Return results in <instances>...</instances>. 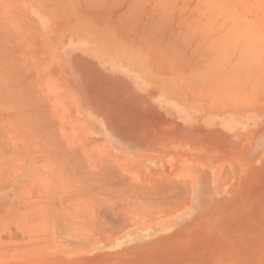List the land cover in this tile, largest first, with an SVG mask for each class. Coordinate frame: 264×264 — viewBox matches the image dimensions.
<instances>
[{"label":"rangeland","instance_id":"1","mask_svg":"<svg viewBox=\"0 0 264 264\" xmlns=\"http://www.w3.org/2000/svg\"><path fill=\"white\" fill-rule=\"evenodd\" d=\"M86 1L88 2V0H0V18H2L3 16V18L0 19V21H2V23L0 22V40L4 37L6 38V40H8L5 41L4 38V40H2L7 44L3 41L1 42L2 44H0L2 45L0 46V49L1 47L6 46L5 48H2L3 50H0V59L2 60L0 61V70L3 69L2 72L4 74H7L8 72L7 75H3L2 73L0 75V77L3 75L1 77L2 79H0V86L2 87L0 88V92H2L1 94L3 95L2 97V95L0 94V111L2 110V113L0 112V119L6 124L5 126H3L4 123L0 122V125H2L0 126V136H2L0 137V140L2 141L3 139L2 142L0 141V163H2L0 172L3 171L7 173L10 171V169L8 168L12 167V163L13 165L17 164V148H15V152H12L14 154L16 153V157L8 149H14L15 144L20 143L21 145L24 142L23 140H28V138L32 143V146H35L34 149L38 147L39 149L37 150H40V148L42 147V150H48V153H50L49 160L54 159L55 161V159H57L62 152L59 151V153L58 150L60 149V147L59 149L57 148L59 145L58 143L62 144L63 139L62 141H60L61 138H64V141L66 143L63 141V145L65 143V146H67L70 140L73 138L70 144H72V147L79 148H77V155L82 151V145L83 148L85 147L84 152H86V154L88 153L87 155L90 154L89 156L85 157L89 159L91 158V162L94 161L93 163L100 162L106 156V152H103L104 149H101L102 147L100 148L97 146H92V148L91 146L86 147L85 145H83V137L88 136V138H90V128L88 129V131L87 129H85L83 120L80 118L81 110L85 115H87L86 117L90 121L99 120L100 117V120L105 121L106 124H111L105 125V129L111 130L114 127L112 124H115L116 128L128 130L131 128L127 124L130 123V121H144L145 119L149 118V111L152 107H155L154 110L160 109L159 103L155 101L156 98H154V95L158 94L153 93V95H149L147 89H149L150 86H155L157 90L159 87H165L169 97L174 96L178 98L177 103L174 101H168V115L169 117L177 118L181 123L186 124L185 127L187 130L182 133L184 135V140L182 142H158L154 151H144V153L141 152V157L138 156L133 159L136 164L138 160L140 162L141 159H145V161H142L141 164H137V166L136 164L135 166L130 165V167L126 169L136 170L137 167L139 169L140 167H142L147 173L146 178H143L145 180L144 182L146 183L144 184L143 180L140 183L142 184L141 186H139L140 192L143 189L148 190L150 188L149 193L155 192V194L159 196H161L162 194L163 196H165V198L169 196V200H171V203L175 202L176 204L180 199L181 201H179L176 205L174 203L173 205L167 204V200H164L162 205L157 204V202L155 201V203L152 201V203L154 204L149 202V204H152L153 206H150L148 202L139 205L137 204V206L142 211L139 214V210L136 207V211L133 212L132 220L134 226L127 230L121 229L122 231H120V223L115 218H113L114 216L111 215L113 213V215H115L116 217L118 216L117 214H115L116 211L114 207H112L114 201L111 200L115 199V202H117V200L120 202V195L118 196L114 193H112V195L110 196L100 195L103 198V201L99 202L98 200L97 202V199H100L101 197H92L88 195L87 190L83 188V184L80 179V169L79 166L77 167L78 164L76 165L75 161H72L71 158V160H69L68 162L67 160L69 158V155H67L66 158L64 156L65 154L62 153V155L59 156L60 158H58L59 161L62 160L63 163L65 162V165H70L63 166L62 162L60 163L58 160H56L55 163H60V168L67 167V169H60L59 172V169H56L59 167V165L53 162L54 174L57 175V173H60L62 175L63 173L62 180H65L66 182L65 183L61 181L60 176H55V184L59 191L57 196L51 197L43 195L44 193L42 192V186H38V184L41 183L39 182L40 176L38 175L43 174L45 172V168H41L38 165H35V178L33 177L30 182L22 186V190H29L30 193H28L30 197H26L29 196L28 193H26L22 203L19 204L16 202L14 204L15 207H10L8 202L9 200L7 201L6 197H4V193H6V195L10 194L12 193V189L9 188L5 191L0 185V264H264V59H262L264 58V0H215V2H213L214 0L212 2L211 0H204V2L207 1V4L204 3V5L202 3L200 4L201 6H199V3L203 2L202 0H200L199 3L198 0H147L151 2V5H153V2H160L161 4H163V8L165 7V11L168 10L167 15H172H169L170 18L166 19H172L175 21H170V23L172 24L169 26L170 23H168L166 26L167 29L171 28L172 32H184V34L181 33L174 39L171 38L175 36H167V39H165V34H168V32L171 31L167 30L168 32H163L164 37H161L163 42L160 38L162 34L160 36L157 35L159 38L154 35V38V36L150 35V30H148V28L143 29L140 25L138 26L128 20L130 24L129 25L127 21L124 22V19H120L121 16H130L126 12H123L128 8H125V6L127 4L130 5V2L136 3L137 0L136 2L132 0H124V2L123 0H121V2L120 0H89V3H86ZM162 1L167 2L165 3L167 6H164V3ZM146 2L143 3L147 5L148 3ZM150 2L147 6L145 4L143 5L142 2L140 3H142L143 9L149 8L148 10H151ZM246 2L249 4V6ZM254 2L256 3L257 8L255 7ZM132 3L131 5L134 4ZM195 3L198 4H196L195 6ZM234 3H236V6L234 5ZM139 4L136 3L135 5H138L137 7H139ZM209 4L211 5V7ZM156 5L158 8V4H155L154 6L156 7ZM183 6H187V9ZM205 6H208V8ZM155 7L152 11H155ZM172 7H174L175 9ZM189 8L196 9L190 10ZM205 8H207L208 11ZM213 8H216L218 11ZM183 9L186 10L183 11ZM212 9L214 12L212 11ZM148 10L145 11L149 13ZM246 10L248 13L246 12ZM140 11H142V9H140ZM152 11L149 14H152ZM156 11L159 10L156 9ZM156 11L153 12V14H155ZM165 11H163L164 15H162L163 13L161 14L162 17H166ZM210 11H212V13L214 14H212ZM228 11L230 13H228ZM158 13L160 14L161 12L159 11L155 15L159 16ZM204 13L205 15H203ZM209 13H211V15ZM218 13H220L219 16L221 17L218 16V18H216L215 25L213 23L215 22V18L212 17L217 16ZM199 16L200 18H204L200 19ZM205 16H207L208 19ZM5 18H8V21ZM110 18L115 21L112 22V24L114 23L113 25L109 24V21L111 23ZM210 18L213 22L210 20ZM160 19L161 18L159 17V20ZM121 20L122 22H120ZM209 20L211 22H209ZM178 21L180 22L178 23ZM101 22L104 24H102ZM164 23L166 25V22ZM221 23L223 25H221L220 27ZM127 24L130 27L127 26ZM180 24L181 27H178ZM224 24L227 27L224 26ZM230 24H233L231 25L232 27L235 25V27H233L234 30L232 29V27L230 28ZM115 25L116 27L118 25V27L116 28ZM159 26L163 27L161 26V23L159 24ZM182 26L184 27V29ZM219 27L221 29H219ZM163 28L166 29L165 27ZM163 28H160L161 32L164 30ZM24 29L27 33L24 31ZM226 30H228V33H226ZM257 30L260 31L258 32ZM1 31L3 32L1 33ZM7 31L9 33H7ZM254 32L255 34H253ZM5 33L8 38L6 36L2 37ZM186 33H188V35L190 34L196 37L194 38L192 36L191 38L195 39H192L194 42L197 41L200 43V45L196 43L198 46H200V48L197 46L200 49L199 50L197 48L199 51L202 52L203 48H206L205 51H208L203 53L192 51L191 44H193V48H195L196 45H194L195 43L192 40L191 41L193 43L190 44V40L186 38L184 39ZM12 34L14 35L12 36ZM212 34H214V37L212 36ZM261 34L262 38H260ZM168 35H172V33L169 32ZM255 35L257 36V38ZM180 36L184 37L181 38ZM202 36H204V38ZM168 37L171 40L168 39ZM252 37H254L255 39ZM179 38H181L185 43L187 41L188 45L190 44L191 47H188L191 48L190 50L193 53H198L193 55V57L195 56V61H197V58L199 60V57H201L202 55L204 56H202L203 59L201 58L199 61L201 62L202 60L203 62L204 60V62L202 63L203 66L201 65L200 67V64H197L199 68H197V66L191 67V64L195 65V63H197L198 61L195 62L193 60L191 56V54L193 53L190 50L187 51L188 47H185L186 45H178V43L180 42L178 40ZM175 40L179 42L177 43ZM207 40H209L210 42ZM227 40L228 43L226 44ZM151 41L155 43L151 45ZM183 41L182 43H184ZM253 41L256 43H253ZM257 41H260L259 44H261L258 45ZM8 42L9 44L12 43L14 48L11 47V44L8 45ZM172 42L174 43L175 48H173ZM175 42L178 46L175 44ZM18 44L23 45V56L27 55V51L29 52L30 50H32L30 51L32 54L30 52V54L28 53L29 57H31V60L27 56L29 60L26 61L25 58L27 57H24V61H26V64L28 62L29 66L25 63L23 64V59L22 61H20V63L18 61L20 59L17 60L18 56L15 55L17 52L14 53V49L17 50V48L15 47H17ZM170 44L172 45V47L170 46ZM175 45L178 48H187L186 53L189 52L190 54L188 53L189 55L187 54L184 57L181 56L182 58L178 57V55L175 56V52H173V49H176ZM7 46H9V48L11 47L10 50H12L13 48L14 51L12 50L11 52L15 57H11V53H9L10 50L7 51L6 49L8 48ZM24 46L26 50H24ZM209 48H211V50ZM6 51L10 54V56H8L9 54H7ZM24 51L26 52V55H24ZM205 55L209 59L206 60ZM4 56L5 58H3ZM13 57L15 59H12ZM170 57L172 60L170 59ZM6 58H10L12 60L8 61ZM3 62L5 63V66L3 65ZM14 62H17L19 65H23L24 69L20 67L21 65L17 66L18 68L20 67L18 69L16 67V63ZM186 62H190V66H188ZM10 63L11 66L9 65ZM2 66H4V68ZM13 67H15L14 69L16 70H14ZM29 67L33 68H31L30 70ZM26 68L28 71L26 70ZM52 68L53 70H51ZM6 69L9 71H7ZM38 70L39 72H37ZM240 70H242V72ZM14 71H16V73ZM18 71L24 72L19 73ZM13 72L16 75H14ZM24 73H26L27 76H25ZM203 73L207 76H204ZM34 74L36 75L35 77L37 78V80H33L32 77H34ZM20 75H23L25 79L29 78L28 81H31L30 78H32L34 82L32 81V85L26 83L27 80L25 81V79H22ZM16 76L17 79L20 76L19 78H21V80L18 81L15 78ZM4 77L6 78L5 80L8 81L5 82ZM198 77L200 78L197 79ZM232 77L235 78L233 79ZM236 78H238L239 80ZM38 79H41V82ZM210 79H214L215 82ZM200 80H202L203 82H201ZM241 80L242 83H240ZM35 81H39L40 83H35ZM23 82H25L28 86L23 84ZM13 83L15 86L13 85ZM6 84L9 86H7ZM35 84L37 86L38 92L36 91L37 89L35 88ZM198 84H200L201 86H199ZM191 85L195 86L193 87ZM204 86L206 87V90L204 89ZM43 87L44 89L42 90L41 88ZM209 88L211 89V91L209 90ZM2 89H4V91ZM8 89L9 92L7 91ZM15 89L17 92L16 94H19L21 92L19 94L20 96L16 95L18 97H14ZM19 89L25 93H23L22 91L19 92ZM26 89L27 91H25ZM30 89L35 90V92H32ZM40 89L42 91H40ZM258 90L260 91V93ZM5 91L7 93H5ZM261 91L263 94L261 93ZM28 95L30 97H28ZM39 95L40 97H38ZM50 95L52 96V98ZM260 95L263 97H261ZM33 96H35V98H38V106L41 105L38 100H48V103H45L46 105L48 104V109H46L47 107L45 105L46 108H42V111L41 107L42 105H44L42 104L39 107L40 109H37V111H35L36 108L34 110L33 107L35 105H33L32 103H36L35 107L38 108V106L35 98L33 99ZM21 99H24L25 102H23L24 100L22 101ZM32 99L34 100V102L32 101ZM15 100L17 101L16 104ZM73 100L75 103L72 102ZM10 101L13 102L12 104L15 106H13ZM27 103H30V105L27 106ZM25 104L27 105L25 106ZM75 105L78 106V111L76 110ZM17 106L20 108V113ZM29 107L31 110L29 109ZM79 107H81L82 109H79ZM6 108L9 110V112ZM3 110L5 113L3 112ZM27 110L30 112V114ZM39 110H41V112ZM44 110L46 111V113L44 112ZM15 112H18L17 116L16 114H14ZM23 112H27V115ZM35 112H37L39 115ZM76 112H79V115ZM11 113L12 115L14 114V117L11 116ZM31 114L34 116H32ZM60 114L61 118L63 119L59 117ZM52 115H54L52 118L55 117L56 120L60 119L62 123L60 122V120L56 121L54 119L56 121V124H59L56 125L57 130H54V132H48V130L46 129V125H48L47 121H49V116L51 118ZM8 116H10V118ZM40 116L42 118H40ZM45 116H47V118H45ZM155 116H158V113H156ZM25 118L26 120L28 119L27 122H30H28V124H30V127L32 119L33 121L35 120V124L33 123L34 127L35 125L37 127L38 124L37 128H39L40 130L42 129L41 133H37L38 130L36 129V136L38 135V139H40V134H42L41 138L43 139L44 137V140H47L46 144L44 140H41L44 143H41L40 141L36 142V140L38 139H34V134L31 135L30 132H28L30 129L27 130V127L25 126L27 122L23 123V121H26ZM52 118L50 119V121L53 120ZM11 119L12 121H10ZM41 120L43 121L42 123ZM38 121L41 125L39 123L36 124V122ZM44 122L45 124H43ZM122 123L125 124L121 125ZM66 124L67 126H65ZM118 124H120L121 126H119ZM6 126L9 131L5 129ZM60 127H62V129ZM72 128L74 129V133ZM175 128H177V125L175 123L166 127L167 130H173ZM58 129H61L60 132L64 134H62L64 137L60 135ZM91 130L93 129L91 128ZM30 131L32 133V130ZM45 131L48 133H46ZM55 131L59 132L58 135H52V133H55ZM65 131L67 132L65 133ZM42 132H44L45 134H43ZM81 132H83L82 134L84 136L81 134ZM93 132L94 131H91V133ZM49 133L54 137L53 140V137L50 136ZM88 133L89 135H86ZM26 134L33 136V139L31 138V136L29 137V135L28 138H26ZM67 134L71 136L69 137L67 136ZM56 135L59 138H56ZM46 136H48V138ZM65 136L69 137L68 144L67 138ZM174 136L175 135L168 137ZM4 140H6L7 142ZM48 140L49 143L53 142L52 144L56 145L52 146L51 143L48 144ZM57 140L60 142H58ZM11 141H13L14 143H12ZM79 142H82V144H80ZM9 144H12L13 146ZM73 144H75L76 146H73ZM149 144L150 142H140V145H142L143 147L150 146ZM1 145L6 148L2 147ZM47 146L52 147L53 151L49 149L50 147ZM54 147H56V150L54 149ZM87 148L90 150L86 151ZM96 148L98 153H93ZM67 149L69 150V148H66V150ZM37 150H34V152ZM79 150L81 151L78 152ZM44 151L42 154L40 151L38 152L39 155L37 154L38 156L41 155V160L46 156ZM9 152L11 153V155H8ZM57 153L58 156L56 158H54L53 156L52 158V155H57ZM99 153H102L104 155L101 154L100 156ZM1 154L4 155V158L1 156ZM44 154L45 156H42ZM94 154L96 158L93 157ZM5 155L6 157H8L6 158ZM62 156L65 158L62 159ZM78 156L81 157V154ZM108 156L113 159H117L111 155ZM2 159L4 160V162ZM5 160H8V162L11 161V166L8 167V163L6 164L7 161ZM44 160L45 158L43 159V161ZM80 162V159H78V163ZM41 164L46 163L44 162ZM3 165H6L7 167L4 166L6 167L4 168ZM71 165H74L75 167ZM68 167L70 168V174H68ZM12 168L14 169L15 166H13ZM62 170L64 171L62 172ZM114 171H112V173ZM196 172H198L197 175L195 174ZM64 174L66 176H64ZM200 174H202L201 177ZM67 175L72 176L73 178L71 184L69 182L71 180V177L67 179ZM135 176L138 177V173L135 174ZM64 178H66L67 180ZM186 180L190 182H192L193 180V182H196L193 183L195 191L193 198L191 200L185 199L187 201L189 200V202L182 201L184 199L182 198L183 194H181L184 191L182 186L180 185H188V182H186ZM67 181L69 182V185H72V182H74L73 184L77 185L76 187L72 185L75 190L79 186V191L76 190V192L73 194V189H71V186H66V184L68 185ZM164 181L166 182L164 183ZM170 181L172 182V185H178V187H180L183 192H181L180 189L176 190L177 187L173 186L174 188H171V183L168 184ZM63 183H65V185ZM160 183H162L163 186H161L162 184L160 185ZM9 185L14 186L13 183H9ZM32 185L34 188H32ZM35 185H37L39 190L41 189V193L39 190H37V187ZM157 186L160 187L157 188ZM159 188H161V190H163L162 188H164L167 191H161L159 193ZM66 189H68V191ZM178 190L180 193L178 192ZM67 194L69 198H72L69 199L67 197ZM155 194L152 193V196H154ZM40 195L42 196L41 198ZM75 195H78V198L80 197L79 200ZM180 195L182 197H180ZM43 196H45V198ZM31 197H33V200L31 199ZM75 197L76 201L73 200V198ZM116 197L119 198L117 199ZM37 198H39L38 201H40L41 203V205L40 203H37V207L39 208L38 210L37 207H35V202H38ZM25 199L27 200L25 201ZM34 199L35 204L32 205ZM41 199L44 200L41 201ZM93 199L96 200L97 205L101 204L102 202L103 203L97 206L95 205L96 202H94ZM77 200L80 201V203ZM46 201L48 203H46ZM110 201L112 204L109 203ZM28 202H32L30 204L32 205L31 207H29ZM81 204L83 205V208ZM28 207L31 209H29ZM44 207L47 208L42 209ZM88 207L90 210L88 209ZM105 207H111L109 208V212L111 214L104 211L106 209ZM11 208L17 209L19 212L12 213L13 211ZM27 208L29 211H31V213L27 210ZM98 208L99 210H97ZM41 209L42 211H48V209L50 211L51 209H54V212H51L48 216L49 224H51L49 225V231L47 232V235H44L43 232H37L40 230V221L38 220L37 216H39V211L41 214ZM94 209L96 211H94ZM144 209H146V211ZM158 210L160 211L158 212ZM21 212H23L24 214H21ZM95 212L103 213L99 214L101 216H99L98 223L95 222ZM26 213L29 217L26 215ZM34 214L36 215V217ZM141 214L144 215V217L141 216ZM33 215L34 219H32L31 221L30 217L32 218ZM158 215H161V218H159ZM145 216L147 218H145ZM152 216H154V218H152ZM118 217L122 219V217ZM8 221H13V227L11 226L12 224L8 225ZM14 221H17L18 223ZM29 221H31L32 223ZM106 222L109 224H107ZM147 222L149 224H147ZM6 224L8 225V228L12 227L13 230L9 229L7 230V232V227L5 228ZM28 225L29 227H27ZM84 225H86V229ZM96 225H99L101 227L99 228ZM23 227L27 228L25 229ZM16 228L19 231H17ZM28 228H30V230L32 228L33 231L37 230L35 233L36 236ZM100 229L103 232H101ZM96 231H98V233L100 232V235L103 233V235H101L100 237L98 233H94ZM7 234L11 238H8ZM10 234L13 236H11ZM20 238L21 240L19 241L22 242L21 244L18 241V239ZM40 238L42 240H40ZM109 238L111 239V241ZM10 245L12 246V249L8 247ZM17 245H21L22 249L20 250V246L18 247ZM23 246L25 247L23 248ZM16 247L18 248L16 249Z\"/></svg>","mask_w":264,"mask_h":264},{"label":"bare ground","instance_id":"2","mask_svg":"<svg viewBox=\"0 0 264 264\" xmlns=\"http://www.w3.org/2000/svg\"><path fill=\"white\" fill-rule=\"evenodd\" d=\"M132 1H135V2H136V0H132ZM139 1L143 3V2H146L147 0H146V1H143V0H142V1H141V0H137L136 3L139 4V3H140ZM153 1H155V0H153ZM159 1H161V0H159ZM159 1H156V2H159ZM174 1H175V0H174ZM174 1H173V2H174ZM176 1H177V0H176ZM182 1H183V0H182ZM196 1H197V0H196ZM202 1H203V2L199 3L200 0H198L199 6H201L200 4H202V3H203V4H204V3L207 4V1H209V0H207V1H205V2H204V0H202ZM212 1H213V0H211V2H212ZM226 1H227V0H226ZM228 1H229V0H228ZM253 1H257V0H253ZM89 2H90L89 0H88V2L86 1V3H89ZM105 2H106V1H105ZM120 2H121V0H120ZM123 2H124V0H123ZM126 2H127V1H126ZM149 2H150V1H147L146 3L149 4ZM162 2L164 3V6H167V5L165 4V3H167V2H164V1H162ZM213 2H215V0H214ZM237 2H238V1H237ZM240 2H242V1H240ZM260 2H261V1H260ZM106 3H107V2H106ZM131 3H132V2H130V5L127 4V3H125V4H127L126 6L124 5L125 8H127V7H128V8L126 9V11L123 9V10H124L123 12H126L128 15H130V16H126L125 14L122 13L123 15L126 16V17H124V16H121V17H120V19H122V20L124 19V20H125L124 22H126V21L128 22V20H130V21L133 22L134 24H136V25H138V26L140 25L143 29H147V28H148V30H150V35H152V36H154V35H156V36H157V35L160 36V35L162 34L163 36L161 35L160 38H161V37H164L163 32L166 33L167 30H171V31H169V32H171L172 35H168L169 32L167 31L168 34H165V35H166V36H165V39H167V38H166L167 36H169V37H171V36H175V37H172V38H171V39H174V38L178 37V35H180L181 33L184 34V32H180V33H179V32H172V29H171V28H170V29H167V28H166L167 24L170 23V21H175V20H172V19H166V18H170L169 15H171V14L167 15L168 10L165 11V10H166L165 7L163 8V4H161L160 2H159V3H154V2H153V5H151V2H150V8H151V10H148V9H149V8H148L149 6L147 7L148 9H146V8L143 9L142 6H143L145 3H143V5H142V3H140V4H141V7H140V4H139V7H140V9H142V11H140L139 7H137L138 5H135L136 3L133 2V3H134V4L132 3L133 5H131ZM168 3H169V2H168ZM198 3H195L194 5L196 6V4H198ZM224 3H225V2H224ZM246 3H247V2H246ZM249 3H250V2H249ZM254 3H255V2H254ZM258 3H259V2H258ZM104 4H105V3H104ZM115 4H116V2H115ZM148 4H147V5H148ZM155 4H158L159 7L157 8V5H156V7H155V6H154ZM160 4H161V5H160ZM171 4H172V3H171ZM171 4H170V5H171ZM183 4H184V3H183ZM185 4H186V3H185ZM187 4H188V2H187ZM212 4H214V3H212ZM230 4H231V3H230ZM235 4H236V3H234V5H235ZM247 4H248V3H247ZM105 5H106V4H105ZM128 5H129V6H128ZM145 5H146V4H145ZM147 5H146V6H147ZM175 5H176V4H175ZM204 5H205V4H204ZM204 5H203V6H204ZM209 5H210V4H209ZM209 5H208V6H209ZM216 5H217V4H216ZM222 5H223V3H222ZM231 5H232V4H231ZM234 5H233V6H234ZM259 5H260V4H259ZM102 6H103V4H102ZM112 6H113V5H112ZM197 6H198V5H197ZM199 6H198V7H199ZM203 6H202V7H203ZM208 6H205V7L208 8ZM235 6H236V5H235ZM241 6H242V5H241ZM245 6H246V5H245ZM245 6H244V7H245ZM248 6H249V4H248ZM115 7H116V6H115ZM154 7H155L156 9H158V10L161 12L160 14L158 13L159 16L155 15L157 12H159V11H156V9H155L156 13L153 14V12H155V11H152V10L154 9ZM180 7H181V6H180ZM183 7H184V6H183ZM186 7H187V6H186ZM186 7H184V8H186ZM198 7H197V8H198ZM210 7H211V5H210ZM213 7H214V6H213ZM217 7H218V6H217ZM217 7H216V8H217ZM250 7H251V6H250ZM255 7H256V3H255ZM102 8H103V7H102ZM113 8H114V7H113ZM119 8H120V6H119ZM162 8H163L164 10H163ZM172 8H174V7H172ZM207 8H205V9L207 10ZM216 8H213V9H216ZM218 8H219V7H218ZM220 8H221V6H220ZM236 8H237V7H236ZM240 8H241V7H240ZM247 8H248V7H247ZM256 8H257V7H256ZM100 9H101V8H100ZM116 9H118V8H116ZM116 9H115V10H116ZM160 9H162V10H160ZM174 9H175V8H174ZM176 9H177V8H176ZM179 9H180V8H179ZM186 9H187V8H186ZM186 9H183V11L186 10ZM189 9H190V8H189ZM191 9H192V8H191ZM191 9H190V10H191ZM195 9H196V8H195ZM195 9H192V10H195ZM205 9H203V10H205ZM213 9H212V11H213ZM241 9H242V8H241ZM241 9H240V10H241ZM87 10H88V9H87ZM145 10H148L149 13L152 11V14L147 13V11H145ZM197 10H200V9H197ZM216 10H217V9H216ZM221 10H222V8H221ZM249 10H250V9H249ZM252 10H253V9H252ZM252 10H251V11H252ZM256 10H257V9H256ZM90 11H91V10H90ZM102 11H103V10H102ZM102 11H100V12H102ZM112 11H114V10H112ZM112 11H111V12H112ZM163 11H165V13H166L165 16H166V17H164V16L162 17V15H164V12H163ZM172 11H173V9H172ZM207 11H208V10H207ZM212 11H210V12L212 13ZM217 11H218V10H217ZM219 11H220V9H219ZM230 11H231V10H230ZM242 11H243V10H242ZM251 11H249V12H251ZM258 11H259V10H258ZM260 11H261V10H260ZM105 12H106V11H105ZM105 12H104V13H105ZM118 12H119V11H118ZM169 12H171V11H169ZM191 12H192V11H191ZM198 12H199V11H198ZM202 12H203V11H202ZM205 12H206V11H205ZM213 12H214V11H213ZM246 12H247V10H246ZM0 13H1V12H0ZM162 13H163V14H162ZM176 13H177V12H176ZM178 13H179V12H178ZM183 13H184V12H183ZM211 13H209V14L211 15ZM221 13H222V12H221ZM228 13H230V12L228 11ZM228 13H227V14H228ZM247 13H248V12H247ZM87 14H88V13H87ZM115 14H116V13H115ZM117 14H118V13H117ZM122 14H121V15H122ZM161 14H162V15H161ZM173 14H174V13H173ZM181 14H182V13H181ZM189 14H190V13H189ZM209 14H208V16H209ZM212 14H214V13H212ZM219 14H220V13H218L217 16L214 15L215 17H212V18H215V22H213V21L211 20V18H210V20H211L214 24L216 23V18H218ZM257 14H258V12H257ZM101 15H102V14H101ZM184 15H185V14H184ZM191 15H192V14H191ZM203 15H205V13H204ZM222 15H223V14H222ZM240 15H241V14H240ZM114 16H115V15H114ZM171 16H172V15H171ZM175 16H176V15H175ZM195 16H196V15H195ZM212 16H213V15H212ZM159 17H160L162 20L165 19V20H163V21H162L161 19H160V20H161L163 23L166 22V25H165V23L163 24V23L159 20ZM183 17H184V16H183ZM187 17H188V16H187ZM205 17L208 19L207 16H205ZM219 17H221V16H219ZM223 17H224V16H223ZM229 17H230V16H229ZM243 17H244V16H243ZM245 17H246V16H245ZM2 18H3V16H2ZM2 18H0V19H2ZM199 18H200V16H199ZM201 18H202V17H201ZM201 18H200V19H201ZM203 18H204V17H203ZM203 18H202V19H203ZM206 18H205V19H206ZM5 19H6V18H5ZM5 19H4V20H5ZM7 19H8V18H7ZM7 19H6V20H7ZM110 19H111V18H110ZM194 19H195V18H194ZM207 19H206V20H207ZM219 19H220V18H219ZM122 20H121L120 22H122ZM190 20H191V19H190ZM206 20H205V21H206ZM210 20H209V22H211ZM228 20H229V19H228ZM228 20H226V21H228ZM237 20H238V19H237ZM253 20H254V18H253ZM7 21H8V20H7ZM159 21H160V22H159ZM198 21H199V20H198ZM201 21H202V20H201ZM217 21H218V20H217ZM223 21H224V20H223ZM230 21H231V20H230ZM235 21H236V20H235ZM251 21H252V20H251ZM0 22L2 23V21H0ZM112 22H115V21H113V20L111 19V23H110V21H109V24L113 25L114 23L112 24ZM179 22H180V21H178V23H179ZM185 22H186V21H185ZM193 22H194V21H193ZM209 22H208V23H209ZM95 23H96V22H95ZM101 23H102V22H101ZM160 23H161V26L165 27L166 29H164L163 27H160V26H159ZM178 23H177V25H178ZM183 23H184V21H183ZM199 23H200V22H199ZM224 23H225V22H224ZM231 23H232V22H231ZM240 23H241V22H240ZM240 23H238V24H240ZM247 23H248V22H247ZM6 24H7V23H6ZM102 24H104V23H102ZM124 24H125V23H124ZM128 24H129V22H128ZM128 24H127V26L130 25V24H129V25H128ZM162 24H163V25H162ZM171 24H172V23H170L169 26H170ZM200 24H201V23H200ZM226 24H227V23H226ZM243 24H244V23H243ZM164 25H165V26H164ZM184 25H185V23H184ZM195 25H196V24H195ZM212 25H213V24H212ZM215 25H216V24H215ZM221 25H223V24L221 23V24H220V27H221ZM231 25H233V24H230V28L232 27ZM249 25H250V24H249ZM257 25H258V24H257ZM120 26H121V25H120ZM198 26H199V25H198ZM224 26H226V25L224 24ZM224 26H223V27H224ZM228 26H229V25H228ZM237 26H238V25H237ZM255 26H256V25H255ZM115 27H116V25H115ZM117 27H118V25H117ZM117 27H116V28H117ZM129 27H130V26H129ZM174 27H175V26H174ZM178 27H181V24H180ZM182 27H183V26H182ZM220 27H219V29H221ZM226 27H227V26H226ZM226 27H225V28H226ZM233 27H235V25H234ZM233 27H232V29L234 30ZM238 27H239V26H238ZM256 27H257V26H256ZM142 28H141V29H142ZM160 28H163L164 30L162 29L163 31L161 32V29H160ZM189 28H190V27H189ZM216 28H217V27H216ZM239 28H240V27H239ZM239 28H238V30H239ZM243 28H244V27H243ZM10 29H11V28H10ZM132 29H133V28H132ZM176 29H177V28H176ZM183 29H184V27H183ZM183 29H182V30H183ZM191 29H192V28H191ZM206 29H207V28H206ZM219 29H218V32H219ZM241 29H242V28H241ZM258 29H259V28H258ZM120 30H123V29H120ZM120 30H119V31H120ZM197 30H198V29H197ZM202 30H203V29H202ZM223 30H224V29H223ZM235 30H236V29H235ZM238 30H237V31H238ZM246 30H248V29H246ZM246 30H245V31H246ZM251 30H252V29H251ZM254 30H255V29H254ZM5 31H6V30H5ZM12 31H13V29H12ZM24 31H25V29H24ZM189 31H191V30H189ZM209 31H210V30H209ZM211 31H212V30H211ZM252 31H253V30H252ZM257 31H258V30H257ZM259 31H260V30H259ZM259 31H258V32H259ZM2 32H3V31H1V33H2ZM25 32H26V31H25ZM213 32H214V30H213ZM222 32H223V31H222ZM231 32H232V30H231ZM240 32H241V31H240ZM240 32H239V33H240ZM7 33H9V32L7 31ZM26 33H27V32H26ZM143 33H144V32H143ZM175 33H179V34H175ZM226 33H228V30H226ZM248 33H249V32H248ZM14 34H15V33H14ZM14 34H12V36H13ZM205 34H206V33H205ZM223 34H224V33H223ZM230 34H231V33H230ZM253 34H255V32H254ZM122 35H123V34H122ZM137 35H138V34H137ZM140 35H141V34H140ZM189 35H190V34H189ZM189 35H188V33H186L185 37H184V36H180V37H181V38L184 37V39L186 38V39H188V40L191 41V40L193 39V38H191V37H192V36L194 37V35H190V36H189ZM213 35H214V34H212V36H213ZM226 35H228V34H226ZM231 35H232V34H231ZM238 35H239V34H238ZM242 35H243V34H242ZM0 36H1V34H0ZM4 36H6V37L8 38V36L6 35V33H5L2 37H4ZM23 36H24V35H23ZM27 36H28V35H27ZM27 36H26V37H27ZM147 36H148V33H147ZM158 36H157V37H158ZM187 36H188V37H187ZM223 36H225V35H223ZM240 36H241V35H240ZM249 36H250V35H249ZM255 36H256V35H255ZM261 36H262V34L260 35V38H262ZM14 37H15V36H14ZM14 37H13V38H14ZM24 37H25V36H24ZM138 37H139V36H138ZM140 37H141V36H140ZM169 37H168V39H170ZM198 37H199V36H198ZM202 37L204 38V36H202ZM205 37H206V36H205ZM213 37H214V36H213ZM218 37H219V36H218ZM220 37H221V36H220ZM233 37H234V36H233ZM237 37H239V36H237ZM246 37H247V36H246ZM4 38H5V37H4ZM4 38H1V40H0V44H2L1 42L4 40ZM9 38H10V35H9ZM16 38H17V37H16ZM18 38H19V37H18ZM37 38H38V37H37ZM154 38H155V36H154ZM158 38H159V37H158ZM181 38H179L178 40L182 43L183 40H182ZM189 38H190V39H189ZM194 38H196V37H194ZM228 38H229V36H228ZM228 38H227V39H228ZM252 38H254V37H252ZM256 38H257V36H256ZM2 39H3V40H2ZM27 39H28V38H27ZM171 39H170V40H171ZM207 39H208V37H207ZM218 39H219V38H218ZM239 39H240V38H239ZM254 39H255V38H254ZM254 39H252V40H254ZM258 39H259V38H258ZM258 39H257V40H258ZM154 40H155V39H154ZM161 40H162V38H161ZM193 40H195V39H193ZM193 40H192V41H193ZM229 40H230V39H229ZM247 40H248V39H247ZM5 41H8V40H6V38H5ZM5 41H3V42L6 43ZM14 41H16V40H14ZM17 41H18V40H17ZM143 41H144V40H143ZM159 41H160V40H159ZM175 41H176V40H175ZM179 41H178V42H179ZM190 41H189L190 44L194 42V41H193V42H192V41L190 42ZM207 41H209V40H207ZM249 41H250V39H249ZM262 41H263V40H262ZM145 42H146V41H145ZM147 42H148V41H147ZM151 42H152V41H151ZM156 42H157V41H156ZM162 42H163V40H162ZM176 42H177V41H176ZM176 42H175V44H176ZM178 42H177V43H178ZM180 42L178 43V45H180V46H182V45H183V46L186 45L185 47H188V46L191 47V46H192V49L188 47V50H187V51H189L190 49H191L192 51H196V52L198 51V53H203V52H207V51H208V50L205 51L206 48H203V49H202V45H203V43H202V45H201L202 52L199 51V50H200V49H199L200 46H198L197 44L200 45V43L197 42V41L194 42V43H195L194 45H196L195 48H193V44H191V46H190V44L188 45V42H187V41H186V43L183 41L184 43H182V44H181ZM205 42H206V41H205ZM209 42H210V41H209ZM224 42H225V41H224ZM242 42H243V41H242ZM257 42H258V41H257ZM259 42H260V41H259ZM259 42H258V45L261 44V43L259 44ZM35 43H36V42H35ZM153 43H155V42H152L151 45H153ZM169 43H171V42H169ZM169 43H168V44H169ZM196 43H197V44H196ZM227 43H228V40H227L226 44H227ZM233 43H234V42H233ZM233 43H232V44H233ZM251 43H252V42H251ZM253 43H256V42L253 41ZM263 43H264V41H263ZM6 44H7V43H6ZM10 44L12 45L11 47H13V44H12V43H10ZM10 44H9V42H8V45H10ZM146 44H147V43H146ZM146 44H145V46H146ZM161 44H162V43H161ZM236 44H237V43H236ZM15 45H16V44H15ZM143 45H144V44H143ZM149 45H150V44H149ZM154 45H155V44H154ZM172 45H173V48H175L173 42H172ZM172 45L170 44L171 47H172ZM176 45H177V44H176ZM176 45H175V46H176ZM178 45H177V46H178ZM238 45H239V44H238ZM246 45H249V44H246ZM0 46H2V45H0ZM159 46H160V45H159ZM177 46H176V49H177V50L175 49V50L177 51V53H176V51L172 48V49H173V52H175V53H174L175 56L178 55V57L182 58V57L186 56V55L189 53V52L186 53V49H187V48H185V47H183V48H182V47L178 48ZM197 46H198L199 48H198ZM206 46H207V45H206ZM213 46H214V45H213ZM230 46H231V45H230ZM251 46H252V45H251ZM5 47H6V46L1 47V49H2V48H5ZM7 47L9 48V46H7ZM11 47H10V48H11ZM26 47H27V46H26ZM155 47H156V46H155ZM207 47H208V46H207ZM210 47H211V46H210ZM234 47H235V46H234ZM245 47H246V46H245ZM8 48H6L7 51L10 50V48H9V49H8ZM13 48H14V47H13ZM13 48H12V50H13ZM15 48H17V50H18V51H17L16 49H14V50H15L14 53H16V52L18 53V54L16 53L15 55L19 57V58L17 57V60L20 59V60H18L19 63H20V61H22V59H23V61H22L23 64H24V63L26 64V61L29 60V58H30V60H31V57H29V54L31 53L30 51H32V50L29 51L30 53L27 51V55H26V52L24 51V52H25L24 55H26V56H23V45L18 44L17 47H15ZM167 48H168V47H167ZM197 48H198L199 50H198ZM250 48H251V47H250ZM1 49H0V50H1ZM155 49H156V48H155ZM157 49H158V48H157ZM179 49H180V50H179ZM194 49H195V50H194ZM209 49L211 50V48H209ZM258 49H259V48H258ZM262 49H263V48H262ZM2 50H3V49H2ZM12 50H10V52H9V53H11V57L14 56L13 53L11 52ZM14 50H13V51H14ZM24 50H26V49H25V46H24ZM33 50H34V48H33ZM191 50H190V51H191ZM214 50H215V49H214ZM216 50H217V49H216ZM237 50H238V49H237ZM254 50H255V49H254ZM254 50H253V51H254ZM4 51H5V50H4ZM7 51H6V52H7ZM35 51H36V50H35ZM192 51H191V52H192ZM212 51H213V50H212ZM253 51H252V54H253ZM260 51H261V50H260ZM6 52H5V53H6ZM261 52H262V51H261ZM9 53L7 52V54H9ZM28 53H29V54H28ZM33 53H34V52H33ZM158 53H159V52H158ZM192 53H193V52H192ZM198 53H193V54H191V56H192V58H193L194 61H195L196 59L194 58L195 56L193 57V55H194V54H198ZM257 53H258V52H257ZM259 53H260V52H259ZM7 54H6V55H7ZM31 54H32V53H31ZM189 54H190V53H189ZM189 54H188V55H189ZM263 54H264V53H263ZM263 54H262V56H263ZM3 55H5V54H3ZM159 55H160V54H159ZM235 55H236V54H235ZM8 56H10V54H9ZM27 56H28L29 58H28ZM181 56H182V57H181ZM202 56H203V55H202ZM202 56L199 57V58H200V59H201V58L203 59L204 56H203V57H202ZM241 56H242V55H241ZM258 56H259V55H258ZM14 57H15V56H14ZM14 57H13L12 59H15ZM24 57H27V58H25L26 61H24V60H25ZM188 57H189V56H188ZM205 57H206V60L209 59V58H207L206 55H205ZM233 57H234V56H233ZM248 57H249V56H248ZM263 57H264V56H263ZM0 58H1V56H0ZM3 58H5V56H4ZM155 58H156V55H155ZM228 58H229V57H228ZM6 59H7V58H6ZM12 59L9 58V59H7V60L9 61V60H12ZM160 59H161V58H160ZM170 59H171V57H170ZM178 59H179V58H178ZM200 59L198 60V58H197V61L199 62ZM236 59H237V58H236ZM239 59H241V58H239ZM254 59H255V58H254ZM262 59H264V58H262ZM7 60H6V61H7ZM157 60H158V59H157ZM165 60H166V59H165ZM171 60H172V59H171ZM211 60H212V59H211ZM0 61H2V60L0 59ZM13 61H14V60H13ZM13 61H11V62H13ZM15 61H16V60H15ZM18 61H17V62H18ZM155 61H156V60H155ZM168 61H169V60H168ZM168 61H167V62H168ZM197 61H195V62H197ZM214 61H215V60H214ZM221 61H222V60H221ZM259 61H260V60H259ZM4 62H5V61H4ZM4 62H3V63H4ZM17 62H14V63H16V67L19 65ZM22 62H21V63H22ZM39 62H40V61H39ZM169 62H170V61H169ZM198 62L195 63V65H192L190 62H186V63L188 64V66H190V64H191V67H196L197 64H198V65L200 64V67H201V65H202V63L204 62V60H203V62H202V60H201V62H199V63H198ZM249 62H250V61H249ZM251 62H252V60H251ZM256 62H257V61H256ZM14 63H13V64H14ZM30 63H31V61H30ZM170 63H171V62H170ZM214 63H215V62H214ZM220 63H221V62H220ZM233 63H234V62H233ZM259 63H260V62H259ZM263 63H264V61H263ZM0 64H1V63H0ZM32 64H33V63H32ZM43 64H44V63H43ZM160 64H161V63H160ZM215 64H216V63H215ZM3 65L5 66V63H4ZM9 65L11 66V63H10ZM20 65H21V64H20ZM20 65H19V66H20ZM26 65L29 66L28 62H27ZM156 65H157V63H156ZM230 65H231V64H230ZM241 65H242V64H241ZM4 66H2V67L4 68ZM6 66H8V65H6ZM14 66H15V65H14ZM30 66H31V65H30ZM178 66H179V65H178ZM183 66H184V65H183ZM202 66H203V65H202ZM232 66H233V65H232ZM239 66H240V65H239ZM250 66H251V64H250ZM260 66H261V65H260ZM20 67L23 68V65H21ZM20 67H19V68H20ZM26 67H27V66H26ZM163 67H164V66H163ZM207 67H208V66H207ZM210 67H211V66H210ZM216 67H217V66H216ZM223 67H224V66H223ZM257 67H258V66H257ZM10 68H11V67H10ZM14 68H15V67H13V69H14ZM17 68H18V67H17ZM19 68H18V69H19ZM29 68H30V70H31V68H33V67H29ZM40 68H41V67H40ZM181 68H182V66H181ZM197 68H199V66H197ZM208 68H209V67H208ZM224 68H225V67H224ZM7 69H8V68H7ZM7 69H6V70H7ZM23 69H24V68H23ZM169 69H170V68H169ZM187 69H188V68H187ZM192 69H193V68H192ZM249 69H250V68H249ZM14 70H16V69H14ZM20 70H21V69H20ZM20 70H19V71H20ZM26 70H27V68H26ZM51 70H53V68H52ZM196 70H197V69H196ZM203 70H205V69H203ZM206 70H207V69H206ZM251 70H252V69H251ZM0 71H1V72H0V75H1V73H2L3 75L6 74V73L4 74V73L2 72L3 69H1ZM7 71H9V70H7ZM10 71H12V70H10ZM19 71H18V72H19ZM27 71H28V70H27ZM40 71H41V70H40ZM208 71H209V70H208ZM210 71H211V70H210ZM240 71L242 72V70H240ZM240 71H239V72H240ZM14 72L16 73V71H14ZM14 72H13V74H14ZM18 72H17V74H18ZM23 72H24V71L19 72V73H23ZM29 72H30V71H29ZM37 72H39V70H38ZM41 72H42V71H41ZM231 72H232V71H231ZM231 72H230V73H231ZM33 73H34V72H33ZM48 73H49V72H48ZM188 73H189V72H188ZM201 73H202V72H201ZM207 73H208V72H207ZM7 74H8V72H7ZM7 74H6V75H7ZM24 74H25V76H27L26 73H24ZM30 74H31V73H30ZM36 74H37V73H36ZM190 74H191V73H190ZM233 74H234V71H233ZM241 74H242V73H241ZM254 74H255V73H254ZM258 74H259V73H258ZM3 75H2V76H3ZM10 75H11V74H10ZM14 75H16V74H14ZM38 75H40V74H38ZM38 75H37V76H38ZM177 75H178V74H177ZM193 75H194V74H193ZM203 75H204V73H203ZM210 75H211V73H210ZM216 75H217V74H216ZM248 75H249V74H248ZM255 75H256V74H255ZM259 75H260V74H259ZM2 76H1V77H2ZM20 76H21L22 79H25V77H24L23 75H20ZM20 76H19V77H20ZM35 76H36V75L34 74V77H32L33 80H37V78H36ZM190 76H191V75H190ZM190 76H189V79H190ZM194 76H195V75H194ZM198 76H199V75H198ZM204 76H207V75H204ZM230 76H231V75H230ZM233 76H234V75H233ZM236 76H237V75H236ZM239 76H240V74H239ZM1 77H0V79H2ZM7 77H8V76H7ZM19 77H18V79H17V76H16L15 78L19 81V80H21V78H19ZM30 77H31V75H30ZM42 77H44V76H42ZM9 78H10V77H9ZM32 78H30L31 81H28L29 78H28V79L26 78V79H25V81L27 80L26 83H29V84L32 85V81H33ZM35 78H36V79H35ZM191 78H192V77H191ZM199 78H200V77H198L197 79H199ZM209 78H210V77H209ZM232 78H233V77H232ZM234 78H235V77H234ZM234 78H233V79H234ZM239 78H240V77H239ZM248 78H249V77H248ZM259 78H260V76H259ZM5 79H6V78L4 77V80H5ZM12 79H13V78H12ZM189 79H188V80H189ZM195 79H196V78H195ZM202 79H203V78H202ZM207 79H208V78H207ZM230 79H231V78H230ZM236 79H238V78H236ZM240 79H241V78H240ZM242 79H243V78H242ZM256 79H257V78H256ZM38 80H39V79H38ZM44 80H45V79H44ZM192 80H193V79H192ZM210 80H212V79H210ZM221 80H222V79H221ZM238 80H239V79H238ZM263 80H264V79H263ZM6 81H8V80H5V82H6ZM39 81L41 82V79H40ZM39 81H35V83H37V82L40 83ZM200 81L203 82L202 80H200ZM212 81H214V79H213ZM225 81H226V80H225ZM228 81H229V80H228ZM231 81H232V80H231ZM20 82H21V81H20ZM30 82H31V83H30ZM33 82H34V81H33ZM42 82H43V80H42ZM214 82H215V81H214ZM234 82H235V81H234ZM251 82H252V81H251ZM260 82H261V81H260ZM2 83H3V82H2ZM14 83H16V82H14ZM14 83H13V85H14ZM26 83L23 82V84H25L26 86H28ZM188 83H189V81H188ZM199 83H200V82H199ZM206 83H207V81H206ZM209 83H210V82H209ZM211 83H212V82H211ZM237 83H238V82H237ZM240 83H242V80H241ZM245 83H246V82H245ZM245 83H243V84H245ZM0 84H1V83H0ZM9 84H11V83H9ZM20 84H21V83H20ZM186 84H187V83H186ZM191 84H192V83H191ZM195 84H196V82H195ZM200 84H201V83H200ZM200 84H198V85L201 86L202 84H201V85H200ZM235 84H236V82H235ZM258 84H259V83H258ZM258 84H257V85H258ZM6 85H7V84H6ZM31 85H30V87H31ZM42 85H43V84H42ZM198 85H197V86H198ZM203 85H204V84H203ZM205 85H206V84H205ZM212 85H213V84H212ZM212 85H210V86H212ZM214 85H215V84H214ZM233 85H234V84H233ZM236 85H237V84H236ZM240 85H241V84H240ZM7 86H9V85H7ZM14 86H15V85H14ZM14 86H13V87H14ZM38 86H39V84H38ZM191 86L194 87L195 85H191ZM215 86H216V85H215ZM222 86H223V85H222ZM234 86H235V85H234ZM241 86H242V85H241ZM263 86H264V85H263ZM22 87H23V86H22ZM204 87H205V86H204ZM247 87H248V86H247ZM0 88H2V87L0 86ZM3 88H4V87H3ZM16 88H17V87H16ZM32 88H33V86H32ZM32 88H31V89H32ZM35 88L37 89L36 84H35ZM198 88H199V87H198ZM226 88H227V87H226ZM232 88H233V87H232ZM237 88H238V87H237ZM249 88H250V87H249ZM10 89H11V87H10ZM31 89H30V90H31ZM41 89L43 90L44 87L41 88ZM41 89H40V91H42ZM45 89H46V88H45ZM191 89H192V87H191ZM201 89H202V87H201ZM204 89L206 90V87H205ZM253 89H254V88H253ZM2 90L4 91V89H2ZM46 90H47V89H46ZM207 90H208V89H207ZM209 90L211 91L210 88H209ZM243 90H244V89H243ZM250 90H251V89H250ZM262 90H263V89H262ZM7 91L9 92V89H8ZM20 91H22V90L19 89V92H20ZM25 91H27V89H26ZM31 91H32V92H33V91L35 92V90H31ZM36 91L38 92V89H37ZM196 91H197V90H196ZM198 91H199V90H198ZM200 91H201V90H200ZM202 91H203V89H202ZM233 91H234V90H233ZM253 91H254V90H253ZM258 91H259V90H258ZM11 92H12V91H11ZM13 92H14V91H13ZM22 92H23V91H22ZM43 92H44V91H43ZM234 92H235V91H234ZM255 92H257V91H255ZM1 93H2V92H0V94H1ZM5 93H7V92L5 91ZM16 93H17V92H16V89H15V95H14V97H15L16 95H19L21 92H20L19 94H16ZM23 93H25V92H23ZM29 93H31V92H29ZM58 93H59V92H58ZM61 93H62V92H61ZM200 93H201V92H200ZM208 93H209V92H208ZM259 93H260V91H259ZM261 93H262V91H261ZM10 94H11V93H10ZM13 94H14V93H13ZM32 94H33V93H32ZM44 94H45V93H44ZM262 94H263V93H262ZM1 95H2V94H1ZM1 95H0V96H1ZM8 95H9V94H8ZM8 95H7V96H8ZM47 95H48V94H47ZM257 95H258V93H257ZM10 96H11V95H10ZM19 96H20V95H19ZM50 96H51V95H50ZM199 96H200V95H199ZM260 96H261V95H260ZM2 97H3V95H2ZM5 97H6V96H5ZM16 97H18V96H16ZM28 97H30V96L28 95ZM36 97H37V96H36ZM38 97H40V95H39ZM53 97H54V96H53ZM261 97H263V96H261ZM11 98H13V97H11ZM19 98H20V97H19ZM34 98H35V96H33V99H34ZM51 98H52V96H51ZM4 99H5V98H4ZM25 99H26V98H25ZM29 99H30V98H29ZM33 99H32V101L34 102ZM37 99H38V98H35V101H36V102H37ZM253 99H254V98H253ZM0 100H1V99H0ZM5 100H6V99H5ZM8 100H9V99H8ZM13 100H14V99H13ZM16 100H17V98H16ZM16 100H15V101H16ZM19 100H20V99H19ZM21 100H22V99H21ZM23 100H24V99H23ZM23 100H22V101H23ZM26 100H27V99H26ZM42 100H43V101H42ZM42 100H38V101H39V103H40L41 105L44 104V105H42V107H41V110L43 111V109H45L46 107H47L46 109H48V106H47L48 104H47V105L45 104V103H48V102H47L48 100H47V101H45L44 99H42ZM50 100H51V99H50ZM22 101H21V102H22ZM52 101H53V100H52ZM6 102H7V100H6ZM10 102H11V101H10ZM23 102H25V100H24ZM41 102H42V103H41ZM4 103H5V102H4ZM7 103H8V102H7ZM7 103H6V104H7ZM12 103H13V102H11V104H12ZM16 103H17V101L15 102V104H16ZM27 104H28V103H27ZM27 104H25V106H26ZM32 104L36 106V103H35V104L32 103ZM1 105H2V104H1ZM12 105H13V104H12ZM19 105H21V104H19ZM19 105H18V106H19ZM29 105H30V103H29L27 106H29ZM41 105H40V106H41ZM45 105H46V107H45ZM60 105H61V104H60ZM3 106H4V105H3ZM6 106H7V105H6ZM8 106H9V105H8ZM13 106H15V105H13ZM18 106H17V107H18ZM31 106H32V105H31ZM35 106H33V107H34V110H35V108H36L35 111H37V109H40V108H39L40 106H38V102H37V106H38V108L35 107ZM52 106H53V105H52ZM1 107H2V106H1ZM4 107H5V106H4ZM10 107H11V106H10ZM19 107H20V106H19ZM19 107H18V111H19V113H20V110H19V109H20L21 107H20V108H19ZM22 107H23V106H22ZM44 107H45V108H44ZM50 107H51V106H50ZM77 107H78V106H77ZM8 108H9V107H8ZM13 108H15V107H13ZM23 108H24V107H23ZM31 108H32V107H31ZM42 108H43V109H42ZM6 109H7V108H6ZM21 109H22V108H21ZM29 109H30V107H29ZM30 110H31V109H30ZM41 110H39V111L41 112ZM76 110L78 111L77 108H76ZM1 111H2V110H1ZM1 111H0V112H1ZM5 111H6V110H5ZM7 111L9 112L8 109H7ZM24 111H25V110H24ZM27 111H28V110H27ZM49 111H50V110H49ZM58 111H59V109H58ZM79 111H80V110H79ZM3 112H4V110H3ZM21 112H22V111H21ZM28 112H29V111H28ZM40 112H39V113H40ZM44 112L46 113L45 110H44ZM1 113H2V112H1ZM4 113H5V112H4ZM17 113H18V112H15L14 114H16V116H17ZM23 113H24V112H23ZM25 113H26V115H27V112H25ZM25 113H24V114H25ZM35 113H37V112H35ZM76 113L78 114L79 112H76ZM80 113H81V112H80ZM14 114H13V115H14ZM29 114H30V112H29ZM37 114H38V113H37ZM77 114H76V116H77ZM8 115H10V114H8ZM13 115H12V113H11V116H12V117H14ZM20 115H21V114H20ZM22 115H23V114H22ZM26 115H25V116H26ZM31 115H32V114H31ZM38 115H39V114H38ZM78 115H79V114H78ZM80 115H81V114H80ZM18 116H19V115H18ZM28 116H29V115H28ZM32 116H34V115H32ZM35 116H37V115H35ZM41 116H42V114H41ZM41 116H40V118H42ZM53 116H54V115H52L51 118H52ZM8 117L10 118V116H8ZM56 117H57V116H56ZM59 117L61 118V114H60ZM80 117H81V116H80ZM30 118H31V117H30ZM32 118H34V117H32ZM35 118H36V117H35ZM43 118H44V117H43ZM45 118H47V116H45ZM51 118H50V116H49V118H48L49 121L46 120V121H47V124H48V125H46V129L48 130V132H50V131H53V132H54V130H57L56 125H57L58 123L56 124V121L60 120V119H57V120H56L55 117H54V118H52V119H53V120L55 119L56 121H55V120H54V121H53V120L50 121ZM66 118H67V117H66ZM66 118H65V119H66ZM74 118H75V117H74ZM12 119H13V118H12ZM12 119H11L10 121H12ZM61 119H63V118H61ZM0 120H1V119H0ZM20 120H21V119H20ZM25 120H26V118H25ZM27 120H28V119H27ZM27 120H26V121H23V120H22V121H23V123H24V122H27ZM36 120H38V119H36ZM30 121H31V120H30ZM34 121H35V120H34ZM34 121H33V119H32L31 127H32V125H33V127H34V124H35ZM70 121H71V119H70ZM0 122H3V121L1 120ZM28 122H29V121H28ZM28 122L25 124V126L27 127V130H28V129L32 130V133H31L30 130H29L28 132H30L31 135L34 134V135H33V136H35L34 139H38L39 136L37 135V136H38V137H37L36 134L39 133V132L41 133V131H42V129L40 130L39 128H37V127H38V124H37V123L40 124V122H39V121L36 122L37 127H36V125H35V127H36V128L34 127L35 130L33 129V127L31 128V127L29 126L30 124H28ZM42 122H43V121L41 120V123H42ZM60 122L62 123L61 120H60ZM63 122H64V121H63ZM3 123H4V122H3ZM21 123H22V122H21ZM29 123H30V122H29ZM33 123H34V124H33ZM65 123H66V122H65ZM85 123L87 124V122H85ZM27 124H28V125H27ZM43 124H45V122H44ZM63 124H64V123H63ZM63 124H62V125H63ZM5 125H6V124L4 123L3 126H5ZM22 125H24V124H22ZM40 125H41V124H40ZM58 125H59V124H58ZM0 126H2V125H0ZM25 126H24V127H25ZM42 126H43V125H42ZM65 126H67V124H66ZM65 126H64V128H65ZM24 127H23V129H24ZM26 127H25V128H26ZM28 127H30V128H28ZM43 127H44V126H43ZM47 127H48V128H47ZM2 128H3V127H2ZM58 128H59V127H58ZM60 128L62 129V127H60ZM89 128H90V127H89ZM3 129H4V128H3ZM5 129H7V126L5 127ZM36 129L38 130V132L36 131ZM46 129H45V130H46ZM61 129H60V130H61ZM72 129H73V128H72ZM33 130L35 131V133H34ZM39 130H40V131H39ZM47 130H46V131H47ZM60 130L58 129L59 132H60ZM66 130H67V128H66ZM7 131H9V130L7 129ZM22 131H23V130H22ZM24 131H25V130H24ZM46 131H45V132H46ZM79 131H80V130H79ZM85 131H86V130H85ZM92 131H93V130H92ZM36 132H37V133H36ZM48 132H46V133H48ZM59 132L55 131V133H52V132H51V133H52V135H54V134H57V135H58ZM66 132H67V131H65V133H66ZM90 132H91V129H90ZM94 132H95V131H94ZM22 133H24V132H22ZM26 133H27V132H26ZM42 133L45 134L44 132H42ZM68 133H69V132H68ZM73 133H74V129H73ZM82 133H83V132H82ZM1 134H2V133H1ZM49 134H50V133H49ZM62 134H63V133L60 132V135H62ZM3 135H4V134H3ZM19 135H20V133H19ZM22 135H23V134H22ZM26 135H27V134H26ZM26 135H25V136H26ZM28 135H29V134H28ZM28 135H27L26 138H28ZM31 135H29V137H30ZM41 135H42V134H40V139L36 140V142L40 141L41 143H44V142H42L41 140H44L45 138L43 137V139H42V138H41ZM52 135L50 134V136H52ZM57 135H56V138H59ZM63 135H64V134H63ZM63 135H62V136H63ZM86 135H89V133L86 134ZM5 136H6V135H5ZM5 136H4V137H5ZM23 136H24V135H23ZM33 136H31V138H32ZM67 136H69V134H67ZM70 136H71V135H70ZM70 136H69V137H70ZM83 136H84V135H83ZM89 136H90V135H89ZM0 137H2V136H0ZM6 137H7V136H6ZM20 137H21V136H20ZM36 137H37V138H36ZM46 137L48 138V136H46ZM52 137H53V136H52ZM63 137H64V136H63ZM65 137H66V136H65ZM69 137H66V138H67V144H68V140H69L68 138H69ZM73 137H75V136H73ZM9 138H10V137H9ZM23 138H25V137H23ZM31 138H30V139H31ZM49 138H51V137H49ZM56 138H55V139H56ZM60 138H61V136H60ZM83 138H84V140H82L83 144H84V143H87V142L90 144V143H91V140L94 139V138H91V139H90V138H88V136H87V137H83ZM5 139H7V138H5ZM10 139H11V138H10ZM32 139H33V138H32ZM53 139H54V137L52 138V140H53ZM62 139H63V141H64V138H61V140H60V139H59V140L62 141ZM72 139H73V138H72ZM72 139H71V140H72ZM74 139H75V138H74ZM80 139H81V138H80ZM98 139H99V138H98ZM52 140H51V141H52ZM71 140H70V142H69V144H68L67 146H65V143H66L65 141H64L65 143H64V145H63V141H62V144H60V143H58V142H60V141L57 140V141H58L57 143L59 144L57 148L59 149V147H60V149L58 150V152H59V151H60V152L62 151L61 153L59 152L60 155H62V153H64V154H65L64 156H65L66 158H67V155L70 156V155H72V153H74V152L77 153V151H74V148H75V147H71V146H72V144H70V143H71ZM78 140H79V139H78ZM78 140H77V141H78ZM0 141H1V140H0ZM2 141H3V139H2ZM2 141H1V142H2ZM4 141H6V140H4ZM18 141H19V139H18ZM23 141H24L25 143H24ZM23 141H22L23 144H21V145H20V143L15 144V145H14V149H10V148H9L10 146L8 147L9 149L7 148L8 150H10L11 153H12V152H15L16 150H17V152H18L17 155H16V156L18 157V158H17L18 160L16 159V163H17V164H16V165H13V163H12V167L15 166V168H14V169H13L12 167H11V168H8V169H10V171L8 170L9 172H7V173H5V172H3V171L0 172V185H1L2 189L5 190V191H6L7 189H9V188L12 189V193L7 194V195H6V193H4V197H6V200H7V201L9 200L8 202H9V206H10V207H11V206H14V204H15L16 202L19 203V204L22 203L23 199L25 198L26 193L29 192V190L25 191L24 189H23V190H24V191H23V190H22V186H23V185H26L28 182H30V181L33 179V177H34V175H35V173H36L35 165H38V166H40L41 168H42V167L45 168V172H44L43 174H41V175H38V176H40V177H39V182H41V183L37 182V183H39L38 186L41 185V186H42L41 188H43V189H42V192L44 193L43 195H45V196H51V197H52V196H57V195H58V192H59V191L57 190V187H56V184H55V181H54V176H55V174H54V170H53V165H54V163L56 162V160L59 161L58 158H60V157H59L60 155L58 156V153H57V155H52V158H53V156H54V158H56V157L58 156V158L55 159V161H54V159H52V160L50 159V160L52 161V162H51V161L49 160V158H50V157H49V156H50V153H48V150L44 151V150L41 149L42 147L40 148V150H37V149H39L38 147H37L36 149H34L35 146H32V143L29 141V138H28V140H25V139H24ZM44 141H45V140H44ZM46 141H47V140H46ZM46 141H45V144H46ZM55 141H56V140H55ZM74 141H75V140H74ZM79 141H80V140H79ZM92 141H93V140H92ZM1 142H0V143H1ZM6 142H7V141H6ZM11 142L14 143L13 141H11ZM40 142H39V143H40ZM72 142H73V141H72ZM82 142H81V143L79 142V143L82 144ZM97 142H98V140H97ZM100 142H101V141H100ZM50 143H51V142H50ZM50 143H49V140H48V144H50ZM52 143H53V142H52ZM52 143H51V144H52ZM54 143H55V142H54ZM73 143H74V142H73ZM88 143L86 144V146L88 145ZM3 144H4V143H3ZM3 144H2V145H3ZM5 144H6V143H5ZM2 145H1V146H2ZM9 145H12V144H9ZM55 145H56V144H54V145L52 144V146H55ZM70 145H71V146H70ZM78 145H79V144H78ZM84 145H85V144H84ZM96 145H97V144H96ZM96 145H95V146H96ZM98 145H99V147H100V146L102 147V148L100 147L101 149H104L103 152H106V158L108 157V158H107V162H106L107 165H103V166H102V164H106V163H103V162L100 161V162H101V165H100V162H99V163H98L99 165L97 164V165L99 166V168H98L97 165H95L96 162H95L94 164H93L94 161L91 162V161H92L91 158H90L91 161L89 160V158H86V159L84 158L85 160L82 158L83 161H85V162H84V165H85L86 163H88V160H89V164H86V165L84 166V167H85V168H84L83 166H81V165L83 164V161H82V159H81V162L79 163V166H80L79 169L82 167L81 169L84 170V171H87V170L90 171V170H91L90 172H86L85 174L82 173V172H83L82 170H80V171H81V174H83L85 177H87V178L89 179V180L87 179L86 181L89 182V183H91L90 185H92V186H89V183L86 184V185L88 186V190H90L92 187H94V188H92V189H94V190L91 189V191H93V192H91V193H93V196H95V195H94L95 192H97V193H96V194H97L96 196H98L100 193L105 192V191H108V192H109V191H115V192H116V193H115L116 195H117V193L119 192V193H121V194L123 193L124 196L127 195V197H128L129 195L132 196V198L135 197V198H134V199H135V200H134L135 203H133V200H132V202L130 201V199H131L130 196H129L130 199L128 198L129 201H127V200L124 199L123 202L120 201L121 204L119 203L118 200H117V201H118L117 203H119V204H117V203L115 202V199H114V200H111V201H114L113 204L111 203V201L109 202V203L112 204V206L114 205V203H116L115 206H113L114 209H115V211H116V213H115V211H114V213L117 214L118 216L122 217L121 220L123 221V224L127 223V222H128V219L132 218V216H133L132 214H130V212H131L132 210H131V211L129 210V209H131V208L129 207V206H130L129 204H132V206H133V204H135L136 206L134 207V208H135L134 211H136V207H137V209L139 210V214L141 213L142 210L137 206V204L139 205V204H143V203H147V202H148V204H149V202L152 203V201H153V202L155 201V202H157V204L162 205L163 202H164V200H167V202H168L167 204H169V205H170V204L173 205V203L175 204V202H173V201H172L173 203H171V200H169V196H168V197L166 196L167 198H165V196H163L162 194H161V196H159V195L155 194V192H152V193L155 194L154 196H152V193H149V192H150V188H149L148 190H146V189H143V190H142V188H141L142 191L140 192L139 186L142 185V184H140V183H141L142 180H143V182L145 181L144 179L146 178V175H147V173L145 172V170H144L142 167H140V169L137 167L138 169L136 168V170L133 171V172H135V174L138 173V177L135 176V174H132L131 176H129L130 173H131V172H130V171H131L130 169H129V171H128L127 169H124V168H122V167L120 168V163H119L118 165L116 164L118 161H119V162H122V164H123L124 162L121 160L123 157L121 158L119 155H116V154L112 153V151H111L112 149H111V150L108 149L109 146L107 145V143H104V144L101 143V144H100V143L98 142ZM12 146H13V145H12ZM73 146H76V145L73 144ZM81 146H82V145H81ZM88 146H89V145H88ZM88 146H87V147H88ZM107 146H108V147H107ZM2 147H4V146H2ZM47 147H50V146H47ZM69 147H70V148H69ZM89 147H90V146H89ZM91 147H92V143H91ZM0 148H1V147H0ZM4 148H6V147H4ZM11 148H12V147H11ZM15 148H17V149L15 150ZM55 148H56V147H54V149H55ZM66 148H69V151L72 150V151H71L72 153H71V154L67 153L68 149L66 150ZM84 148H85V147H84ZM84 148H83V149H84ZM92 148H93V147H92ZM46 149H48V148H46ZM49 149H51V150L53 151V148H52V147H50ZM4 150H5V149H4ZM4 150H3V151H4ZM8 150H7V152H8ZM13 150H14V151H13ZM34 150H37V151H35L36 153L34 152ZM55 150H56V149H55ZM75 150H78V149L75 148ZM87 150H90V149L87 148L86 151H87ZM1 151H2V150H1ZM39 151L41 152V154L43 153V151H44V153L46 154V156H45V154L42 155V156H45V157H44V158H45L44 161H43L44 158H42V160H41V155L38 156V155H39V154H38ZM84 151H85V149H84L82 152H80V151H78V152L82 153V155L85 154V156H89V155H90V154L87 155L88 153L86 154V152H84ZM10 152H9L8 155H11ZM46 152H47L48 154H47ZM49 152H50V150H49ZM65 152H66V153H65ZM83 152H84V154H83ZM96 152H97V148H96L95 151H93V153H96ZM101 152H102V151H101ZM103 152H102V153H103ZM1 153H2V152H1ZM5 153H6V152H5ZM80 153H78V155H80ZM97 153H98V152H97ZM102 153H99L100 156H101ZM12 154H14V153H12ZM15 154H16V153H15ZM15 154H14V156H15ZM35 154H36V155L38 154V155L36 156ZM54 154H56V153H54ZM47 155H48V158H47ZM74 155H75V154H74ZM74 155H73V156H74ZM78 155L75 156V157L77 158V160H78ZM102 155H104V154H102ZM108 155H111V156H113V157H115V158H117V159H113V158H111V157L108 156ZM1 156L3 157L4 155L1 154ZM12 156H13V155H12ZM14 156H13V157H14ZM16 156H15V157H16ZM69 156H68V157H69ZM73 156H72V157H73ZM96 156H97V155H96ZM142 156H143V155H142ZM2 157H1V158H2ZM5 157H6V155H5ZM7 157H8V156H7ZM7 157H6V158H7ZM9 157H10V156H9ZM13 157H11V158H13ZM62 157H63V156H62ZM65 157H63L62 159H64ZM72 157L70 156V157L68 158L67 161L69 162V160L73 159ZM93 157H95V154H94ZM93 157H92V158H93ZM140 157H141V156H140ZM145 157H146V156H145ZM155 157H156V156H155ZM155 157H154V158H155ZM3 158H4V157H3ZM6 158H5V159H6ZM70 158H71V159H70ZM95 158H96V157H95ZM95 158H94V159H95ZM98 158H99V156H98ZM100 158H101V157H100ZM120 158H121V159H120ZM124 158H125V157H124ZM79 159H80V158H79ZM139 159H140V158H139ZM2 160H3V159H2ZM9 160H10V159H9ZM75 160H76V159H75ZM77 160H76L75 162H78ZM5 161H7L6 164L8 163V164H7L8 167L11 166V164H10L11 161H9V162H8V160H5ZM14 161H15V160H14ZM65 161H66V159H65ZM72 161H73V160H72ZM126 161L130 162L131 159H130V161H129L128 159H126ZM126 161H125V162H126ZM142 161H145V159H141L140 162H139V160H138V162H137V161H136V162H137V164H139V163L141 164ZM3 162H4V160H3ZM44 162H45L46 164H41V163H44ZM53 162H54V163H53ZM59 162H60V163H61V162L63 163L62 160H60ZM90 162H91V163H90ZM14 163H15V162H14ZM60 163H59V164H58V163H55V164L59 165V167L56 168L57 170L59 169V172H60V169H62V168H66V169H67V167H61V168H60ZM113 163H114L115 165H117L118 168H117V167H114V164H113ZM156 163H158V162H156ZM3 164H4V163H3ZM72 164H73V162H72ZM77 164H78V163H76V165H77ZM80 164H81V165H80ZM122 164H121V165H122ZM124 164H125V163H124ZM124 164H123V165H124ZM126 164L128 165V163H126ZM135 164H136V163H135V162L133 163V161H132V164H131V162H130L129 165H134V166H135ZM137 164H136V166H137ZM1 165H2V163H0V168H1ZM57 165H56V167H57ZM64 165H65V162L63 163V166H64ZM69 165H70V164H68V165L66 164L65 166H69ZM74 165H75V163H74ZM74 165H71V166L75 167ZM87 165H88V166H87ZM123 165H122V166H123ZM129 165H128L126 168H128ZM4 166H6V165H3V167H4ZM86 166H87V168H86ZM92 166H96V169H92V168H95V167H92ZM101 166H102V167H101ZM138 166H139V165H138ZM140 166H141V165H140ZM6 167H7V166H6ZM6 167H4V168H6ZM77 167H78V165H77ZM90 167H91V168H90ZM131 167H133V166H131ZM4 168H3V169H4ZM68 168H69V167H68ZM11 169H12V170H11ZM37 169H38V168H37ZM56 169H55V170H56ZM72 169H73V168H72ZM85 169H86V170H85ZM131 169H132V168H131ZM150 169H151V168H150ZM4 170H5V169H4ZM57 170H56V171H57ZM64 170H65V169H64ZM64 170H62V172H63ZM73 170H74V169H73ZM114 170H115V171H114ZM125 170H126V171H125ZM133 170H134V169H133ZM137 170H138V171H137ZM56 171H55V172H56ZM66 171H67V170H66ZM66 171H65V172H66ZM68 171H69L68 174H70V168H69ZM112 171H114V172L112 173ZM57 172H58V171H57ZM57 172H56V173H57ZM65 172H64V173H65ZM158 173H159V172H158ZM165 173H166V172H165ZM59 174H60V173H59ZM59 174L57 173V177L60 176L61 181L65 182V180H62V175H63V173H62V175H61V174L59 175ZM73 174H74V173H73ZM81 174H80V175H81ZM88 174H89V177H88ZM195 174L197 175L198 172H196ZM71 175H72V173H71ZM86 175H87V176H86ZM151 175H152V174H151ZM201 175H202V174H200V177H201ZM64 176H66V175L64 174ZM67 176H68L67 179H69V177H71V178H70L71 180L69 181L70 184H71V181L73 180V178H72V176H69V175H67ZM85 177H83V179H86ZM170 177H171V176H170ZM34 178H35V177H34ZM36 178H37V177H36ZM74 178H75V177H74ZM81 178H82V177H81ZM81 178H80V179H81ZM143 178H144V179H143ZM64 179H66V178H64ZM67 179H66V180H67ZM153 179H154V178H153ZM191 179H192V177H191ZM187 180H188V179H187ZM187 180H186V182H188V185H187V184H186V185H185V184H184V185H180V184H179L180 186H182L184 192L180 189V187H178V185H177V186L172 185V182H171V181L168 183V184L171 183V186H170L171 188L174 186V187H177L176 190H177V189H180V191L183 192V193H181V194H183V195H182L183 197H182L181 195H180V197H182V198L184 199V200H182V201H184V202L187 201V200H185V199H189V200H191V199L193 198V195H194V192H195V191H194V185H193V183H196V182H193V180H192V182L187 181ZM189 180H190V179H189ZM84 181H85V180H84ZM146 181H147V180H146ZM149 181H150V179H149ZM194 181H195V179H194ZM69 182L67 181L68 185L66 184V186H67V187H70V186H71V189H73V192H72L73 194L76 192V190L79 191V186H78V187L76 188V190H75V188H73L72 185H74V187H76L77 185H76V184H73L74 182H72V185H69ZM143 182H142V183H143ZM147 182H148V181H147ZM165 182H166V181H164V183H165ZM9 183H10V184L13 183L14 186L9 185ZM65 183H66V182H65ZM65 183H63V184L65 185ZM145 183H146V182H144V184H145ZM148 183H149V182H148ZM150 183H151V182H150ZM158 183H159V182H158ZM158 183H157V184H158ZM29 184H30V183H29ZM31 184H32V183H31ZM33 184H35V183H33ZM144 184H143V186H144ZM161 184H162V183H160V185H161ZM176 184H178V183H176ZM35 186L37 187V185H35ZM143 186H142V187H143ZM161 186H163V184H162ZM183 186H184V187H183ZM158 187H160V186H157V188H158ZM174 187H173V188H174ZM32 188H34L33 185H32ZM63 188H64V187H63ZM102 189H103V191H102ZM104 189H105V190H104ZM162 189H163V190H161V188L158 189L159 193H160L161 191H162V192L167 191V190H165L164 188H162ZM37 190H39L38 187H37ZM40 190H41V189H40ZM40 190H39V191H40ZM66 190L68 191V189H66ZM74 190H75V191H74ZM85 190H86V186H85ZM88 190H87V192H88V195H89V191H88ZM153 190H154V188H153ZM69 191H71V190H69ZM78 191H77V192H78ZM94 191H95V192H94ZM158 191H157V193H158ZM98 192H99V193H98ZM174 192H175V191H174ZM178 192H179V190H178ZM8 193H9V192H8ZM29 193H30V192H29ZM29 193H28V195H29ZM40 193H41V191H40ZM112 193H113V192H112ZM127 193H129V195H128ZM175 193H176V192H175ZM179 193H180V192H179ZM179 193H178V194H179ZM186 193H187V194H186ZM69 194H70V192H69ZM76 194H77V193H76ZM107 194H108V193H107ZM125 194H126V195H125ZM173 194H174V193H173ZM202 194H203V192H202ZM101 195H102V194H101ZM109 195H112V194H109ZM113 195H114V194H113ZM32 196H33V195H32ZM45 196H43V197L45 198ZM75 196L77 197L78 195H75ZM90 196H91V195H90ZM93 196H92V197H93ZM96 196H95V197H96ZM99 196H100V195H99ZM104 196H106V195H104ZM118 196H119V195H118ZM121 196H122V195H121ZM121 196H120V198H121ZM178 196H179V195H178ZM26 197H30V195H29V196H26ZM37 197H38V195H37ZM41 197H42V196L40 195V198H41ZM67 197L69 198L68 194H67ZM73 197H74V196H73ZM76 197L73 198V200H75ZM100 197H101V196H100ZM111 197H112V196H111ZM176 197H177V196H176ZM196 197H197V196H196ZM34 198H35V197H34ZM70 198H72V197H70ZM70 198H69V199H70ZM77 198H78V197H77ZM79 198H80V197H79ZM79 198H78V200H79ZM116 198L118 199L119 197H116ZM120 198H119V200H120ZM125 198H126V197H125ZM27 199H28V198H27ZM27 199H25V201H26ZM31 199L33 200V197H31ZM90 199H91V198H90ZM94 199H95V198H94ZM94 199H93V200H94ZM96 199H97V198H96ZM100 199H101V200H100ZM100 199H97V202H98V200H99V202H100V201H103V200H102V199H103L102 197H101ZM121 199H123V198H121ZM175 199H176V198H175ZM195 199H196V198H195ZM32 200H30V201H32ZM38 200H39V198H37V201H38ZM43 200H44V199H41V201H43ZM71 200H72V199H71ZM78 200H77V201H78ZM88 200H89V199H88ZM104 200H105V199H104ZM177 200H178V199H177ZM189 200H188L187 202H189ZM25 201H24V202H25ZM28 201H29V200H28ZM66 201H67V200H66ZM75 201H76V200H75ZM108 201H109V200H108ZM179 201H181V199H180ZM179 201H178V202H179ZM34 202H35V199H34L33 203H32V202H30V203L28 202L29 204H28V203H27V204L29 205V207H31L33 204L36 203V204H35V207H37V205L40 203V201L35 202V203H34ZM69 202H70V200H69ZM73 202H74V201H73ZM78 202L80 203V201H78ZM94 202H96V200H94ZM97 202H96L95 205H97ZM125 202H128V203H125ZM155 202H154V203H155ZM176 202H177V201H176ZM178 202H177V203H178ZM31 203H32V205H30ZM37 203H38V204H37ZM46 203H48V202L46 201ZM71 203H72V202H71ZM76 203H77V202H76ZM79 203H78V204H79ZM102 203H103V202H102ZM102 203H101V204H102ZM154 203H152V204H154ZM177 203H176V204H177ZM194 203H195V202H194ZM88 204H89V202H88ZM101 204H98V205H101ZM152 204H151V205L149 204V205H150V206H153ZM176 204H175V205H176ZM40 205H41V203H40ZM79 205H80V204H79ZM81 205H82V204H81ZM92 205H93V204H92ZM92 205H91V206H92ZM98 205H97V206H98ZM159 205H158V206H159ZM164 205H165V204H164ZM191 205H192V204H191ZM76 206H77V205H76ZM91 206H90V208H91ZM127 206L129 207L128 209H127ZM155 206H156V205H155ZM158 206H157V207H158ZM165 206H166V205H165ZM14 207H15V206H14ZM29 207H28V208H29ZM93 207H94V206H93ZM140 207H141V206H140ZM160 207H161V206H160ZM174 207H175V206H174ZM28 208H27V210H28ZM32 208H33V207H32ZM46 208H47V207H44V208H42V209H46ZM80 208H81V206H80ZM82 208H83V205H82ZM86 208H87V207H86ZM95 208H96V207H95ZM100 208H101V207H100ZM105 208H106V207H105ZM158 208H159V207H158ZM11 209H12V208H11ZM21 209H22V207H21ZM29 209H31V208H29ZM38 209H39V208L37 207V210H38ZM42 209H41V214H40V211L38 212V213H39V216L41 215L40 218H39V216H37L38 220L40 221V223H39V224H40V226H39V227H40V230H39V231L36 230V231H37V232H41V233L43 232L44 235H47V232L49 231V225L51 224V223L49 224V217H48V216L50 215L51 212H54V209H51L50 211H49V209H48V211H46V210L42 211ZM88 209H89V207H88ZM102 209H103V208H102ZM106 209H107V208H106ZM106 209H105V210H106ZM150 209H151V208H150ZM155 209H157V208H155ZM166 209H168V208H166ZM173 209H174V208H173ZM192 209H193V208H192ZM195 209H196V208H195ZM89 210H90V209H89ZM97 210H99V208H98ZM108 210H109V207H108ZM144 210L146 211V209H144ZM12 211H13L12 213H18V212H19L17 209H12ZM28 211H29V210H28ZM33 211H34V210H33ZM33 211H32V212H33ZM82 211H83V210H82ZM92 211H93V210H92ZM94 211H96V210L94 209ZM94 211H93V212H94ZM129 211H130V212H129ZM134 211H132L131 213H133ZM159 211H160V210H158V212H159ZM24 212H25V211H24ZM29 212L31 213V211H29ZM29 212H28V213H29ZM35 212H36V211H35ZM87 212H89V211H87ZM106 212H107V211H106ZM151 212H152V211H151ZM156 212H157V210H156ZM161 212H162V211H161ZM33 213H34V212H33ZM38 213H35V214H38ZM82 213H83V212H82ZM107 213H108V212H107ZM21 214H24V213L21 212ZM35 214H34V215H35ZM76 214H77V213H76ZM76 214H75V216H76ZM99 214H100L99 212H98V213L95 212V214H94V216H95L94 218H95V220H97V222H98V219H99V216H100ZM101 214H103V213H101ZM112 214H113V213H112ZM142 214H143V213H142ZM142 214H141V216L144 217V215H142ZM149 214H150V213H149ZM26 215L28 216L27 213H26ZM26 215H24V216H26ZM34 215L32 216V218L30 217L31 221H32V219H34V218H33ZM77 215H78V214H77ZM82 215H83V214H82ZM105 215H106V214H105ZM130 215H131V217H129ZM134 215H135V214H134ZM147 215H148V214H147ZM147 215H146V216H147ZM153 215H154V214H153ZM163 215H164V214H163ZM175 215H176V214H175ZM22 216H23V215H22ZM79 216H80V215H79ZM114 216H115V215H114ZM118 216H117V217H118ZM139 216H140V215H139ZM146 216H145V218H147ZM158 216H159V215H158ZM158 216H157V217H158ZM160 216H161V215H160ZM160 216H159V218H161ZM28 217H29V216H28ZM28 217H27V218H28ZM35 217H36V215H35ZM91 217H92V216H91ZM108 217H109V216H108ZM110 217H111V215H110ZM115 217H116V216H115ZM117 217H116V218H117ZM148 217H149V216H148ZM78 218H79V217H78ZM84 218H85V216H84ZM92 218H93V217H92ZM106 218H107V217H106ZM152 218H154V216H152ZM20 219H21V218H20ZM157 219H158V218H157ZM162 219H163V216H162ZM162 219H161V220H162ZM174 219H175V217H174ZM176 219H177V218H176ZM6 220H7V219H6ZM24 220H25V219H24ZM111 220H112V219H111ZM119 220H120V219H119ZM121 220H120V222H122ZM153 220H154V219H153ZM26 221H28V220H26ZM31 221H29V222H31ZM131 221H132V223H133V220H131ZM131 221L129 220V222H128L129 225H131ZM141 221H142V220H141ZM146 221H147V220H146ZM8 222H9V221H8ZM10 222H11V223H10ZM10 222L8 223V225H9V224H10V225L12 224L11 226L13 227V224H14L13 221H10ZM14 222H17V221H14ZM24 222H25V221H24ZM95 222H96V221H95ZM107 222H108V221H107ZM107 222H106V223H107ZM111 222H112V221H111ZM157 222H159V221H157ZM17 223H18V222H17ZM22 223H23V221H22ZM31 223H32V222H31ZM34 223H37V222H34ZM84 223H85V221H84ZM128 223H127V224H128ZM3 224H4V223H3ZM93 224H95V223H93ZM107 224H109V223H107ZM111 224H112V223H111ZM111 224H110V226H111ZM116 224H117V223H116ZM127 224L122 225V223H121L120 226L122 225V228H120V229H119L118 227H117V228H118L120 231H122L123 229H125V227H126ZM147 224H149V223L147 222ZM8 225L6 224V226H5V228L7 227L6 231L9 230V229L13 230L12 227H11V228H8ZM23 225H24V223H23ZM29 225H30V224H29ZM29 225H28L27 227H29ZM36 225H37V224H36ZM87 225H88V224H87ZM99 225H100V224H99ZM99 225H98V227L100 228ZM105 225H106V224H105ZM25 226H26V225H25ZM94 226H95V225H94ZM94 226H93V227H94ZM96 226H97V225H96ZM14 227H15V225H14ZM16 227H17V226H16ZM27 227H23V228L26 229ZM84 227H85V229L87 228L86 225H84ZM90 227H92V226H90ZM114 227H115V226H114ZM88 228H89V227H88ZM28 229L30 230V228H28ZM89 229H90V228H89ZM94 229H95V228H94ZM107 229H108V228H107ZM109 229H110V227H109ZM109 229H108V230H109ZM121 229H122V230H121ZM14 230H15V229H14ZM16 230L19 231L17 228H16ZM96 230H97V228H96ZM103 230H104V229H103ZM30 231H32V233L36 236V234H35L36 231H33L32 228H31ZM93 231H95V230H93ZM98 231H99V230H98ZM98 231H96V232H94V233H98ZM100 231L103 232L101 229H100ZM105 231H106V229H105ZM116 231H117V230H116ZM7 232H8V231H7ZM7 232H6V233H7ZM3 233H5V232H3ZM9 233H10V232H9ZM41 233H40V234H41ZM56 233H57V232H56ZM99 233H100V232H99ZM99 233H98V235L101 237V235H103V233H102L101 235H100ZM106 233H107V232H106ZM113 233H114V232H113ZM144 233H145V232H144ZM11 234H12V232H11ZM11 234H10V235H11ZM92 234H93V232H92ZM1 235H2V234H1ZM7 235H8V234H7ZM37 235H38V234H37ZM41 235H42V234H41ZM136 235H137V234H136ZM5 236H6V235H5ZM11 236H13V235H11ZM18 236H19V235H18ZM54 236H55V235H54ZM99 236H98V237H99ZM138 236H139V235H138ZM2 237H3V236H2ZM9 237H10V236L8 235V238H9ZM19 237H20V236H19ZM40 237H42V236H40ZM93 237H95V236H93ZM103 237H104V236H103ZM10 238H11V237H10ZM16 238H18V237H16ZM142 238H143V237H142ZM2 239H5V238H2ZM6 239H7V238H6ZM103 239H104V238H103ZM103 239H101V240H103ZM109 239H110V238H109ZM147 239H148V238H147ZM7 240H8V239H7ZM15 240H17V239H15ZM19 240H21V238L18 239V241H19ZM36 240H37V239H36ZM40 240H42V239L40 238ZM105 240H106V239H105ZM13 241H14V239H13ZM18 241H17V242H18ZM110 241H111V239H110ZM11 242H12V241H11ZM19 242H20V241H19ZM21 243H22V242H20V244H21ZM23 243H24V241H23ZM27 244H28V243H27ZM25 245H26V244H25ZM10 246H11V245H10ZM10 246H8V247L12 249V246H11V247H10ZM17 246H18V245H17ZM19 246H20V247H19ZM19 246H18V247H19L20 250H21V249H22V248H21V245H19ZM26 246H27V245H26ZM28 246H29V245H28ZM18 247H16V249H17ZM24 247H25V246H23V248H24ZM63 247H64V246H63ZM14 250H15V249H14ZM18 250H19V249H18ZM65 250H66V249H65ZM11 251H12V250H11ZM15 251H16V250H15ZM50 251H51V250H50ZM24 259H25V258H24ZM24 259H23V260H24Z\"/></svg>","mask_w":264,"mask_h":264},{"label":"crops","instance_id":"3","mask_svg":"<svg viewBox=\"0 0 264 264\" xmlns=\"http://www.w3.org/2000/svg\"><path fill=\"white\" fill-rule=\"evenodd\" d=\"M147 92H149V95H153V93L158 94V95H154V98H156L155 101H157L159 103L160 109L159 110H154L155 107H152L151 110L149 111L150 112L149 118L145 119L144 121H130V123H127L131 127L128 130L121 129V128H116L115 124H112L114 127L111 130L110 129H105V125H111V124H109V123L106 124L105 121L100 120V117H99V120L90 121L86 117L87 115H85L83 113V111L81 110V115H80L81 117L80 118L83 120L85 129H87V131H88V129L90 127V129L92 128L93 131H95L93 133L90 132V139L91 138H94V139H92L93 141L91 140L92 146L95 147V145L97 144L96 146L99 147L98 142L100 144L101 143L102 144L103 143H107V145L109 146L108 149H110V150L112 149L111 150L112 153H114L116 155H119L121 158L123 157L122 159L121 158L120 159L125 163V164L123 163L124 165L122 164V162H119V161L116 163L117 165L120 163V168L122 167V168L126 169V166H128L130 164V162H131V164H132V161L134 163L135 161L133 159L136 158V157H138V156H141V152L144 153V151H154V149H156V144L158 142H161V141H164V142H166V141L182 142L184 140V137H183L184 135L182 133H184V131L187 130L186 127H185L186 124H183L177 118H172V117H169V115H168V101H172V102L174 101V102L177 103V99L178 98H176L174 96L169 97L168 96V92H167V90H166L165 87H159L158 90H157V88L155 86H150L149 89H147ZM72 102L75 103L74 100ZM75 107L77 108V105H75ZM79 109H82V108L79 107ZM156 113H158V116H155ZM85 121L87 122V124L85 123ZM174 123L177 125V128H175L173 130H167L166 129L167 126H169L171 124H174ZM123 124H125V123H122L121 125H123ZM118 125L121 126L120 124H118ZM81 134H82V132H81ZM173 135H175V136L174 137H168V136H173ZM82 140H84V138ZM97 140H98V142H97ZM142 141H144L145 143L146 142H150V144H149L150 146L143 147L142 145H140V142H142ZM87 143H84L85 146H86ZM91 143L90 144L88 143V145L91 146ZM75 148L77 149L78 147H75ZM75 148H74V151H77V150H75ZM81 150L83 151V147L82 146H81ZM81 150H79V151H81ZM71 151L68 150L67 152H70L69 154H71L72 153ZM80 154H81V157L78 156V159L80 158V161H81V158H83V159L84 158L85 159L87 158V157H85L84 152H83L84 155H82V153H80ZM70 156L71 157L73 156L72 157L73 158L72 160H74V161L77 160V158L75 157V156H77V153L76 152L72 153V155H70ZM107 158L105 156V158L103 160H101V162L106 163L107 162ZM83 159H82V161H83ZM126 159H128L129 161L131 159V161L128 162V161H126ZM89 160H88V163H86V164H89ZM84 162L85 161H83V164L82 165L80 164L83 167L86 165V164L84 165ZM101 162H100V165H101ZM75 163H78V162H75ZM98 163H96L95 165H97ZM126 163H128V165ZM98 165H97V167L99 168ZM103 165H107V163L106 164H102V166ZM117 165L114 164V167H117ZM78 166H79V163H78ZM87 166H86V168H87ZM92 167H95V168H92V169H96V166H92ZM129 167H130V165H129ZM81 168H80V170H82ZM82 171H83L82 173L85 174L86 172H90L91 170L90 171H88V170L87 171L82 170ZM130 172L131 173H130L129 176H131L132 174H135V172H133V170H131ZM80 173H81V171H80ZM55 176H57V175H55ZM55 176H54V178H55ZM81 177H82L81 178V182L83 184V188L85 189V186H86V190H88V186L86 185L87 183H89V182L86 181L88 178L85 177L83 174H81ZM83 177H85L86 179H83ZM88 177H89V174H88ZM54 181H56V180L54 179ZM90 184L91 183H89V186H92ZM92 188H94V187H92ZM91 189L88 190L89 191V195L93 196V193H91L93 191H91ZM92 190H94V189H92ZM102 191H103V189H102ZM112 192L115 194V191H109V192L108 191H105V192L100 193L99 195L102 194L103 196L104 195L110 196L109 194H112ZM96 193L97 192H95V194H94L95 196L97 195ZM87 194H88V192H87ZM127 194L129 195V193H127ZM117 195H120V196L122 195L121 198H123V199L120 198L121 199L120 200L121 202H123L124 199L127 200V201H129V199L131 198L130 201L132 202V200H133V203H135L134 202V200H135L134 198L135 197L132 198V196L129 195L130 196V198H129V196L127 197L126 194H125L126 196H124L123 193L121 194L119 192L117 193ZM98 196H96V197H98ZM116 203H114L113 206H115ZM119 203H117V204H119ZM125 203H128V202H125ZM129 205H130L129 207L131 208L129 210L130 211L131 210L134 211V209H135L134 207L136 205L135 204H133V206H132V204H129ZM129 207L127 206V209ZM109 208H111V207H109ZM104 211H107L108 213H110L109 210H108V208L106 210H104ZM131 212H130V214L133 215V213H131ZM111 215L114 216L113 214H111ZM129 217H131V215ZM113 218H115L120 224L122 223V225H125V224H127L129 222V220L130 221L132 220V218H130V219H128V222L127 223L123 224V221L119 217L116 218L114 216ZM119 219L122 222H120ZM91 220H93V219H91ZM96 222H97V220H96ZM122 225H121V228H122ZM133 226H134V223H132V221H131V225H129V223H128L126 225L125 229H123V230H127V229H129V228H131Z\"/></svg>","mask_w":264,"mask_h":264}]
</instances>
